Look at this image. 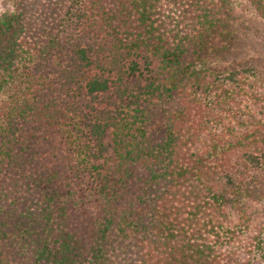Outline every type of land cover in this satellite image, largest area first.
<instances>
[{
  "label": "trees",
  "instance_id": "trees-1",
  "mask_svg": "<svg viewBox=\"0 0 264 264\" xmlns=\"http://www.w3.org/2000/svg\"><path fill=\"white\" fill-rule=\"evenodd\" d=\"M0 264H264V0H12Z\"/></svg>",
  "mask_w": 264,
  "mask_h": 264
},
{
  "label": "rangeland",
  "instance_id": "rangeland-1",
  "mask_svg": "<svg viewBox=\"0 0 264 264\" xmlns=\"http://www.w3.org/2000/svg\"><path fill=\"white\" fill-rule=\"evenodd\" d=\"M11 6H12V0H0V16L3 12L9 10ZM247 85H248V79H246L245 84L242 86L247 87ZM247 104L250 106V102H247Z\"/></svg>",
  "mask_w": 264,
  "mask_h": 264
}]
</instances>
